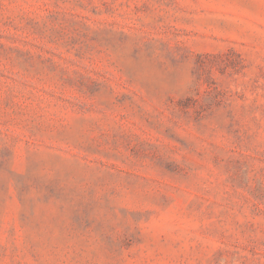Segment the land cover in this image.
<instances>
[{
	"label": "rangeland",
	"instance_id": "rangeland-1",
	"mask_svg": "<svg viewBox=\"0 0 264 264\" xmlns=\"http://www.w3.org/2000/svg\"><path fill=\"white\" fill-rule=\"evenodd\" d=\"M0 264H264V0H0Z\"/></svg>",
	"mask_w": 264,
	"mask_h": 264
}]
</instances>
